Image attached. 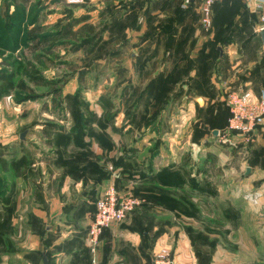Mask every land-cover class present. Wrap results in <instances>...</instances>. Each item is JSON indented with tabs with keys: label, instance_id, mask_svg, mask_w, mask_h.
Here are the masks:
<instances>
[{
	"label": "rangeland",
	"instance_id": "obj_1",
	"mask_svg": "<svg viewBox=\"0 0 264 264\" xmlns=\"http://www.w3.org/2000/svg\"><path fill=\"white\" fill-rule=\"evenodd\" d=\"M184 14L181 0H0V264L52 257L43 159L60 172L49 189L56 197L63 180L85 181V188L103 174L94 194L114 186L136 197L140 204L125 220L145 219L142 231L166 223L189 238L199 257L225 250L237 262L243 256L239 205L227 201L229 187L217 177L223 159L256 141L228 130L232 88L204 81L215 70L207 54L204 78L195 67L197 48L203 54L211 43V51L222 39L218 32L226 46L245 33L258 54L257 25L239 24L230 14L207 30L199 16L183 22ZM160 43L163 56L171 53L168 65L156 50ZM182 93L186 98L177 102ZM193 127L197 139L188 141ZM206 133L218 149L210 155ZM160 144L172 145L163 163ZM215 172L214 184L207 176ZM257 252L244 256L254 262Z\"/></svg>",
	"mask_w": 264,
	"mask_h": 264
},
{
	"label": "crops",
	"instance_id": "obj_2",
	"mask_svg": "<svg viewBox=\"0 0 264 264\" xmlns=\"http://www.w3.org/2000/svg\"><path fill=\"white\" fill-rule=\"evenodd\" d=\"M181 4L187 13L182 18L184 19L183 22H189L188 20H192L194 16L200 17L198 4L186 5L184 0H181ZM230 14H236L235 17L239 24L248 25L249 27L254 24L257 25V37L254 44L259 45L257 46L259 47L258 54L253 53L255 51L250 48L252 43L249 37L245 36V33L241 32L243 34L239 36V39H236L235 45L226 46L224 43L228 38L222 37V34L218 32L217 35L222 39L217 40L211 51V43L206 45L208 49L206 47L203 54H200L201 50H199V47L197 48L198 57H196L197 65L195 67L198 70V72H195L197 78H204L201 75V62L204 54H207L205 58L208 59L215 70L213 75L205 78L204 81L219 88L231 87L232 90H251L256 96L264 97V46L260 36V31L264 26L262 21L263 10L259 6L258 0H221L214 7L213 29L217 24H224V19ZM167 35L169 36V34H164V36ZM162 44L160 43L159 48L156 50H159V55L164 58V63L168 65L169 60L166 56L171 55V53L169 55L165 53L163 56L165 48L162 47ZM148 50L149 52L155 50L154 45L149 46ZM212 51L213 53H208ZM185 64L186 62L182 60L181 65ZM185 98V94L182 93L177 98V102L181 101L180 103H182ZM199 99L203 100V98ZM199 99L198 103L203 104L199 102ZM202 100L200 101L204 102ZM153 124L149 126V131L147 130L149 136L155 134L156 129L151 127ZM157 125L162 129L165 122L160 121ZM214 130L211 131L213 140L218 137V135L217 137L213 136ZM195 132H197V127H193V130H191L188 141L194 135L197 139ZM255 141L254 145L250 148L247 146L241 150L240 154L236 156L231 154L223 159L220 162L223 172L217 177L223 179L219 181L221 185L229 187L227 201L233 204L236 202L235 204L239 205L240 216L242 217L239 247L242 249L243 256L240 257L238 262V259L226 250L217 251L214 256L207 254V256L199 257L194 251L189 238L182 231L173 229L172 225L155 223L152 230L149 228V230L142 231L141 227L145 229L148 222L144 219L143 222L139 220L142 222L140 223L137 220H132L131 217L106 228L96 250L94 253L91 252V246L86 238L89 225L96 212V203L102 196L99 195V192L98 195H95L93 191L95 188L99 191V186L103 183V174L96 178L94 182H87L89 186L85 188L82 187L85 181L63 180L60 184L59 196H57L59 198H57V194L53 193L52 190L50 192L49 189L59 178L60 172L57 170L50 171L48 165L51 164V161L43 159L38 164L43 169L45 166L47 167V171L44 172L46 176L42 180L44 183L42 196L48 199L46 206L48 209L47 214L50 217V225L47 229L49 235L55 237L48 244V252L52 254L49 259H52V264H58L59 262H63V264H152L155 252L165 247L172 251L177 264H264V128L255 138ZM202 143L209 155L210 152L218 150L217 147L213 146L216 143L211 141L209 133L204 135ZM160 146H162L161 151L166 146V151L162 152L163 155L160 156V161L162 160L163 163L164 158L162 157L166 159L170 156L167 152L172 150L168 148L172 145L160 144ZM184 154L183 151L178 157L181 158ZM206 164H208L207 168H212L209 161ZM217 167L221 168V165H217ZM217 167L214 165L213 170L215 171ZM248 168L251 171L246 174ZM205 174L203 175L205 176ZM216 175L217 172H215V177L214 175L212 177L207 176L210 177L211 183L215 184L213 180L216 179ZM39 182L37 181V183ZM222 191L220 188L217 192L215 190L214 193L216 195ZM252 249L258 250L257 254L260 256H255L254 262L249 256H244L245 252L249 253Z\"/></svg>",
	"mask_w": 264,
	"mask_h": 264
},
{
	"label": "built area",
	"instance_id": "obj_3",
	"mask_svg": "<svg viewBox=\"0 0 264 264\" xmlns=\"http://www.w3.org/2000/svg\"><path fill=\"white\" fill-rule=\"evenodd\" d=\"M220 1L184 0V3L198 4L200 23L203 28L210 30L214 26V7ZM258 1L263 10L264 23V0ZM227 104L229 107L228 130L237 133L244 140L254 142L264 128V97L256 96L251 90L237 89L230 91ZM139 204L140 201L136 197L121 196L114 186L108 188L98 199L96 212L89 225L88 236L91 249L96 250L106 228L125 220ZM152 264H177V261L172 251L164 247L155 252Z\"/></svg>",
	"mask_w": 264,
	"mask_h": 264
},
{
	"label": "water",
	"instance_id": "obj_4",
	"mask_svg": "<svg viewBox=\"0 0 264 264\" xmlns=\"http://www.w3.org/2000/svg\"><path fill=\"white\" fill-rule=\"evenodd\" d=\"M260 36H261L262 44H263V46H264V28L261 29V31H260ZM219 50L221 51V48H220V47H219ZM200 100H202V99H199V102H200V103H203V102H201ZM202 101H203V100H202ZM218 133H219L218 130H214V131H213V136H214V137H217ZM24 136H25V133L23 132V133L21 134V138L24 139ZM250 171H251V169L248 168L246 174H249ZM43 264H51V261H50L49 257L47 256V254H44V255H43Z\"/></svg>",
	"mask_w": 264,
	"mask_h": 264
},
{
	"label": "trees",
	"instance_id": "obj_5",
	"mask_svg": "<svg viewBox=\"0 0 264 264\" xmlns=\"http://www.w3.org/2000/svg\"><path fill=\"white\" fill-rule=\"evenodd\" d=\"M210 30H212V29H210ZM152 120H153V119H152ZM150 123H151V122H150ZM152 123H153V122H152ZM152 123H151V124H152Z\"/></svg>",
	"mask_w": 264,
	"mask_h": 264
}]
</instances>
